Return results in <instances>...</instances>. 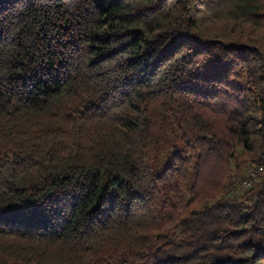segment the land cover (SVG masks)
Returning a JSON list of instances; mask_svg holds the SVG:
<instances>
[{"label": "trees", "instance_id": "obj_1", "mask_svg": "<svg viewBox=\"0 0 264 264\" xmlns=\"http://www.w3.org/2000/svg\"><path fill=\"white\" fill-rule=\"evenodd\" d=\"M264 0H0V264H264Z\"/></svg>", "mask_w": 264, "mask_h": 264}, {"label": "built area", "instance_id": "obj_2", "mask_svg": "<svg viewBox=\"0 0 264 264\" xmlns=\"http://www.w3.org/2000/svg\"><path fill=\"white\" fill-rule=\"evenodd\" d=\"M263 172H264V169L262 167H260L258 169V172L253 173L252 176H255L256 174L263 173Z\"/></svg>", "mask_w": 264, "mask_h": 264}]
</instances>
